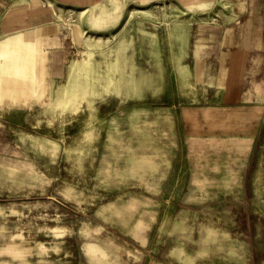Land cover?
Masks as SVG:
<instances>
[{"label": "rangeland", "instance_id": "374dc122", "mask_svg": "<svg viewBox=\"0 0 264 264\" xmlns=\"http://www.w3.org/2000/svg\"><path fill=\"white\" fill-rule=\"evenodd\" d=\"M231 5L57 8L60 75L0 96V264H264V65L199 36Z\"/></svg>", "mask_w": 264, "mask_h": 264}, {"label": "crops", "instance_id": "0c3cea01", "mask_svg": "<svg viewBox=\"0 0 264 264\" xmlns=\"http://www.w3.org/2000/svg\"><path fill=\"white\" fill-rule=\"evenodd\" d=\"M98 0H0V22L4 27H23L33 29L29 32L15 33L0 42V96H21L23 93H36L43 88L44 77L60 75L62 63L70 52L67 35L62 33L66 27L57 14V8L64 5L86 6ZM216 1V0H215ZM231 10L218 14V19H230L200 32L201 42L210 52L225 48L226 39L233 41L232 50L236 56L235 64L243 67L253 58L254 66L264 65V0H228ZM49 28L55 33H40ZM50 43L41 49V37ZM77 61L70 64L71 81L77 74ZM255 73L259 69L254 68Z\"/></svg>", "mask_w": 264, "mask_h": 264}]
</instances>
